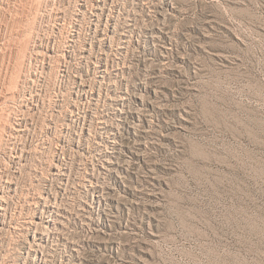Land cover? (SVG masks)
<instances>
[{"label": "rangeland", "instance_id": "374dc122", "mask_svg": "<svg viewBox=\"0 0 264 264\" xmlns=\"http://www.w3.org/2000/svg\"><path fill=\"white\" fill-rule=\"evenodd\" d=\"M0 264H264V0H0Z\"/></svg>", "mask_w": 264, "mask_h": 264}]
</instances>
